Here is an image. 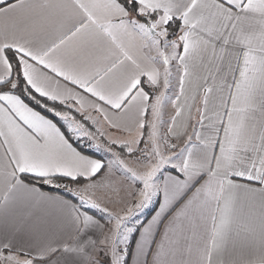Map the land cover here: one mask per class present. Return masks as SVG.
<instances>
[{"label":"snow or ice","instance_id":"1","mask_svg":"<svg viewBox=\"0 0 264 264\" xmlns=\"http://www.w3.org/2000/svg\"><path fill=\"white\" fill-rule=\"evenodd\" d=\"M0 149V208L27 196L61 214L56 232L0 231V264H225L234 237L259 254L229 264H264V0H0ZM114 168L140 185L119 210L97 196Z\"/></svg>","mask_w":264,"mask_h":264},{"label":"crops","instance_id":"2","mask_svg":"<svg viewBox=\"0 0 264 264\" xmlns=\"http://www.w3.org/2000/svg\"><path fill=\"white\" fill-rule=\"evenodd\" d=\"M30 2L33 3H42L44 0H30ZM57 32L54 30V25H45L44 30L41 32H38L37 38L41 41H49L56 37ZM208 55L205 54V59L203 63L199 61V59L193 61V74L194 78L196 76L203 77L207 75V71L209 68L212 67L211 64L208 63ZM199 99V97L197 98ZM43 114V113H42ZM172 115H174V109L173 106L169 103L165 107L164 116L163 119L167 120ZM169 121V120H168ZM183 118H180L177 120V127L175 131L181 132L182 131V124H183ZM106 127V126H105ZM168 128V127H167ZM189 132H191V128L188 129ZM114 137H119L121 139L128 138L130 135H134L133 133L128 132H116L113 131L111 133ZM182 142V138L180 140H177L175 138L172 139V143ZM74 144V147H77L78 150H81L79 146L72 141ZM182 144V143H181ZM81 147H83L82 144H79ZM84 148V147H83ZM85 149V148H84ZM86 150V149H85ZM82 151V150H81ZM0 154H2V149H0ZM85 154H88L85 152ZM99 154V153H97ZM91 155V154H88ZM100 155V154H99ZM101 174V173H100ZM99 176V175H98ZM97 176V177H98ZM96 177V178H97ZM99 178V177H98ZM123 186V184H122ZM199 185H197L198 187ZM42 191L56 194V192H52L46 189L41 188ZM195 188H193L191 191H187L186 195H184L183 199L179 201V203L175 204V207L172 208L171 212L168 213L166 217H164V223L159 226L160 233L163 232L165 224L168 223V219L183 206L190 198L194 196ZM160 200L163 199L162 196L159 197ZM199 200H194L193 204L187 209V215L186 217H183L181 219V223L185 225L187 228L189 226V219L198 217L199 212L197 211L199 207ZM248 203H249V196L248 194H245L243 192L237 193V202L236 207L238 211L241 213L240 219L243 221L245 218L244 214H246L248 209ZM258 204V200H257ZM155 207V206H154ZM158 208V204L156 205ZM29 213H31V217H29ZM37 218H39L41 221H43L42 227L47 229L51 232H56L60 228L61 224V214L58 208H56L53 205L49 204H37L35 203L30 197L24 196L17 202L10 204L9 207L5 210L3 208H0V231L4 230L5 228H12L15 225L20 224L22 221L27 220L29 223L32 221H35ZM151 218L150 216L148 217ZM104 223V221H102ZM196 223L199 225V227L196 228V231L198 234H203V225L202 222L198 219L196 220ZM139 235V234H138ZM138 237V236H137ZM175 239V237H173ZM156 240H160V234L156 235ZM233 243L229 244L228 250L223 255V260L225 261V264H229V262L234 260H240L242 258H250L252 256L258 255V251L254 248L246 247L244 246L239 238L234 237ZM153 252L156 250V245H152ZM135 250V244L133 247V252ZM152 255L148 256L149 264H151L152 261ZM181 257L177 255L176 259H180ZM143 259V257H141ZM129 264H134V256L131 255Z\"/></svg>","mask_w":264,"mask_h":264},{"label":"rangeland","instance_id":"3","mask_svg":"<svg viewBox=\"0 0 264 264\" xmlns=\"http://www.w3.org/2000/svg\"><path fill=\"white\" fill-rule=\"evenodd\" d=\"M175 83V80H174ZM169 119L164 120L165 123L161 125L160 132L163 135L167 127L169 126ZM181 144L182 142H177ZM143 147V145H141ZM115 151H120L122 158L129 161L130 166L136 167L138 166L135 160V157H129L126 155L125 151H122L119 147L114 149ZM100 155H104L103 153H99ZM109 157L105 156V159ZM105 171H107L105 169ZM99 177V178H98ZM96 179L99 180L104 177V172L99 174ZM162 179V177H161ZM67 183V182H62ZM123 184V186H122ZM139 184H133L129 178L119 169L114 168L112 174L108 176L105 180V183L102 187L97 190V196L112 210H119L124 207L129 201H131L135 197L136 189L139 187ZM159 199V198H158ZM155 206V202L153 207ZM150 211V210H149ZM142 219L144 217H141ZM108 226H106L107 228Z\"/></svg>","mask_w":264,"mask_h":264},{"label":"trees","instance_id":"4","mask_svg":"<svg viewBox=\"0 0 264 264\" xmlns=\"http://www.w3.org/2000/svg\"><path fill=\"white\" fill-rule=\"evenodd\" d=\"M34 106V105H33ZM37 110L38 111H40V109L39 108H37ZM44 115H48L47 113H44V112H42ZM78 145V144H77ZM79 146V148L82 150V151H85L86 153H88V154H91V155H93V152H89V151H87V150H85L83 147H81L80 145H78ZM96 156L98 157L99 156V154H97L96 153ZM63 182V181H62ZM64 182H67V183H69V184H71V181H69V180H64ZM41 188H43V189H46V190H49V191H52V192H56V190L55 189H53V188H50L49 186H47V185H44V186H42ZM60 194H62V193H60ZM156 205L157 204H155V207H156ZM150 215H148L147 216V218L149 217ZM136 236H138V233L137 234H135ZM134 241L132 242V245H131V249L133 250V247H134ZM130 257H131V255H129V257H128V264H129V261H130Z\"/></svg>","mask_w":264,"mask_h":264}]
</instances>
